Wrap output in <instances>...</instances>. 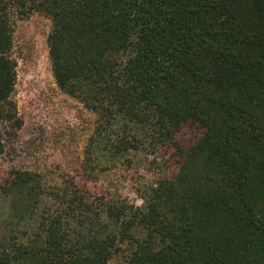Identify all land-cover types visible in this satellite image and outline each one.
Wrapping results in <instances>:
<instances>
[{
  "label": "trees",
  "instance_id": "1",
  "mask_svg": "<svg viewBox=\"0 0 264 264\" xmlns=\"http://www.w3.org/2000/svg\"><path fill=\"white\" fill-rule=\"evenodd\" d=\"M33 11L56 86L96 119L82 176L0 177V264H264V0H0V118L12 16ZM164 151L179 169L138 204L91 184Z\"/></svg>",
  "mask_w": 264,
  "mask_h": 264
},
{
  "label": "rangeland",
  "instance_id": "2",
  "mask_svg": "<svg viewBox=\"0 0 264 264\" xmlns=\"http://www.w3.org/2000/svg\"><path fill=\"white\" fill-rule=\"evenodd\" d=\"M12 17L17 78L8 112L0 118V177L11 169L37 173L48 184L82 176L83 152L96 117L54 82L47 46L50 20L37 11L22 17L14 12ZM203 134V129L186 131L181 143L189 146ZM179 166V158L164 151L156 162L141 158L128 169L100 173L91 184L138 204V189L176 175Z\"/></svg>",
  "mask_w": 264,
  "mask_h": 264
}]
</instances>
